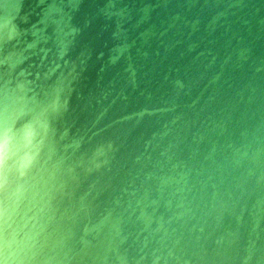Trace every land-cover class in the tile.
<instances>
[{
  "label": "water",
  "instance_id": "water-1",
  "mask_svg": "<svg viewBox=\"0 0 264 264\" xmlns=\"http://www.w3.org/2000/svg\"><path fill=\"white\" fill-rule=\"evenodd\" d=\"M0 264H264V0H0Z\"/></svg>",
  "mask_w": 264,
  "mask_h": 264
}]
</instances>
